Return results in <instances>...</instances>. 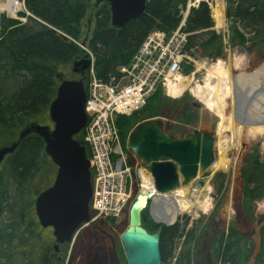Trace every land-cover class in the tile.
Segmentation results:
<instances>
[{
	"label": "trees",
	"instance_id": "16d2710c",
	"mask_svg": "<svg viewBox=\"0 0 264 264\" xmlns=\"http://www.w3.org/2000/svg\"><path fill=\"white\" fill-rule=\"evenodd\" d=\"M185 2L148 0L144 14L128 21L121 29L111 27L110 13L105 4L96 8L93 26L87 36V47L94 55L96 77L108 82L110 77L117 76L118 67L131 61L152 30L166 33L174 30L181 19L180 11ZM225 2L226 15L232 24V43L240 45L248 41L237 25L249 28L255 36L258 34L259 42L264 41V0ZM25 6L41 22L31 18L23 25L10 19L0 21V145L15 140L18 131L27 123L34 120L42 122V114L56 94L57 76L62 75L60 72L64 67L84 55L73 41L60 34L74 41L84 37L82 21L86 11L92 7L90 0H25ZM212 26L205 3L190 10L186 31L202 32L192 35L188 46L200 48L205 57L215 59L222 55L223 47L221 38L210 30ZM195 40L200 42L195 45ZM253 40L254 36L250 38V41ZM167 104L160 99V91L157 90L140 112L119 117L116 124L122 145L137 121L157 117ZM180 109L182 119L191 120L192 124L190 117L196 115L193 112L195 107L185 103ZM74 138L82 144L81 134ZM48 162L43 140L30 135L0 166V264H64V258L55 252L44 236L33 211L34 198L38 193L33 181L36 175L42 173L40 185L44 184V177L50 171ZM247 163L242 170V201L245 210L250 211L254 201L264 198V164L253 155ZM263 220L264 217L259 222ZM98 223L103 224L102 221ZM146 227L154 232L159 226H153V230L147 224ZM85 230L76 238L67 264H74L78 255L77 264H107L106 252L90 243L91 234ZM181 232L178 223L161 227L159 250L163 264L171 259L174 241ZM192 234L193 231L188 240L192 239ZM259 236V252L254 264H264V223ZM214 242L215 262L212 264H245L252 253V244L248 243V239L238 235L231 227L226 236L221 234ZM192 258V249L181 250L175 264H194Z\"/></svg>",
	"mask_w": 264,
	"mask_h": 264
},
{
	"label": "rangeland",
	"instance_id": "374dc122",
	"mask_svg": "<svg viewBox=\"0 0 264 264\" xmlns=\"http://www.w3.org/2000/svg\"><path fill=\"white\" fill-rule=\"evenodd\" d=\"M5 3L6 0H0V5H5ZM90 3L92 7L86 11L85 18L82 21L84 35L89 34L91 31L95 16V7H97L95 6V0H90ZM214 3H216V6L220 5L222 7L224 27L222 29L217 28L213 18L211 17L213 22L211 31L221 38L223 58H218L216 61H211L207 58H204L205 56L202 54V50L200 48H192L191 56L194 60V63H192L191 66H183L180 69L179 77L177 78L178 81H176L177 86L183 79L187 78L190 80L189 87L185 89V91L182 92L180 96L173 97L168 92L169 85L166 84L165 87L160 86V99L164 103L168 102V104L161 109L160 115L147 119L159 120L163 134L171 136L172 138H180L189 133L193 134L196 131L207 133L214 131L216 132L220 118H218L215 113L211 112L195 94L197 89H199L203 96L207 97L210 95V90H208L206 87L208 69L211 70L213 66L221 63L223 70H227V66L229 65V74L232 76L238 74L242 75L253 73V71L257 69L262 62H264V41L259 42L260 38L258 34L255 36L253 33H251L249 28H243L242 26L237 25L238 30L244 34L248 41L240 45L233 44L230 35V28L232 24L226 15V2L225 0H214ZM2 15L3 12H0V17ZM253 36L254 40L250 41V38ZM83 40L84 38H80L79 41ZM199 42V40H195V45H197ZM60 74H62V77H60L61 80L78 79L75 74L71 72V65L64 67ZM223 101L226 105L227 114L230 110V104H228L229 98L225 97V100ZM179 103L180 106L184 105L185 103H189L195 107L193 112L196 115H191L190 117L193 119L192 124L191 120L188 122L185 119H182V112L180 106L178 105ZM145 121L146 119H140L137 121V125ZM34 122L36 121L34 120ZM42 124L47 125L50 128L53 125L49 119L48 109H46L42 114L41 125ZM127 135L128 133L126 134V139ZM232 137V134L228 133L225 137H223V140L228 142V140ZM215 141L216 145L214 144L212 150L213 157L215 158L214 162L223 156V158L227 161V167L214 168V165H210L206 172L198 174L194 183L198 187L202 188V192L205 194V197L208 198L209 204L205 210L201 209L202 207H199L193 212L180 213L176 217L174 224L179 223L182 232L180 237L174 241L171 259H169V261L165 264H175L181 250L189 248L193 250L192 261H194V264H212L213 261L215 262L213 259L214 241L218 240L221 234H227V231L230 227L235 229L238 235L247 238L249 241L248 243L252 244V253L245 264H254L255 262V256L259 252V231L260 227L264 223V220L263 222H259L260 218L264 217V198L254 201L251 205L250 211L245 210L242 201V170L244 167H246V165H248L247 160L252 155L256 156L259 163L264 164V132L250 134L249 128L245 127L244 134L238 141V143L241 145L239 149L237 148L234 150L233 147L237 144L234 146H229L228 142L227 151L229 150V152L227 153L226 151V155L222 153L221 149L219 148L223 146H219V142H222V137L220 140L219 138H217V140L215 139L214 143ZM122 148L124 151H126L125 145H122ZM127 154L128 158H130L132 155L131 153ZM131 160L133 163H135L134 170L138 186L136 189H134V195L130 206L136 201V198L140 196L139 189L141 185H146L145 183L148 181L142 172L140 163H138V161L132 156ZM47 167H50V171L44 177V184L40 185L42 173L36 175L35 180L33 181V185L36 186L38 191H41L43 188H45L48 180L53 178V170H51L52 165L49 164V162ZM149 203L150 201L147 200V205L141 211L140 216H142L144 221H146V224L149 226V228L152 229L153 226L163 224L162 222L158 223L153 218L150 211L151 203L150 205ZM90 227L91 228L86 229L89 230V233L91 234L90 243L104 249L107 255V264H117V261H119V264H124L125 260L123 257L120 238L128 227V213L126 215L119 216V220H112L109 222L104 221L103 224L98 223L96 224V227ZM142 227H144V225H142ZM144 228L148 230L147 227ZM253 228L256 230V232L254 235H251V230ZM192 231L194 235L192 234V239L188 240V236L190 233H192ZM45 234L49 236L46 232ZM64 246H61L62 251L60 254V256L63 258L65 256ZM78 258L79 255L76 256L74 264H77Z\"/></svg>",
	"mask_w": 264,
	"mask_h": 264
},
{
	"label": "water",
	"instance_id": "95a60500",
	"mask_svg": "<svg viewBox=\"0 0 264 264\" xmlns=\"http://www.w3.org/2000/svg\"><path fill=\"white\" fill-rule=\"evenodd\" d=\"M146 1L95 0V6L105 3L111 27L121 29L128 21L144 14ZM90 63L85 55L73 63V73L83 75ZM85 99L82 80H62L49 106L52 129L36 122L28 123L19 131L16 141L0 147L1 163L23 139L34 134L43 140L46 155L57 166L53 184L35 200L36 217L43 228H52L55 250L58 244L71 242L77 230L90 222L89 161L84 146L74 139L87 122ZM161 128L159 120L136 124L127 136V148L140 160L142 172L151 178L155 190L168 193L194 182L198 174L212 165L216 132L196 131L172 138L164 135ZM146 201L147 197L140 195L131 205L128 227L120 238L126 264H161L160 229L149 233L142 227L140 213Z\"/></svg>",
	"mask_w": 264,
	"mask_h": 264
},
{
	"label": "built area",
	"instance_id": "2783aa9c",
	"mask_svg": "<svg viewBox=\"0 0 264 264\" xmlns=\"http://www.w3.org/2000/svg\"><path fill=\"white\" fill-rule=\"evenodd\" d=\"M12 2L7 13L26 22L30 14L22 0ZM200 1L188 0V6ZM25 15H19V12ZM190 33L184 30V20L171 33L150 32L141 43L129 66L119 69V77L102 82L90 70L85 112L88 116L83 142L90 152L93 171L92 221L121 215L133 194L131 168L119 144L115 118L140 109L159 85L175 83L181 65L191 61L185 48ZM145 190L152 189L146 187Z\"/></svg>",
	"mask_w": 264,
	"mask_h": 264
},
{
	"label": "bare ground",
	"instance_id": "6f19581e",
	"mask_svg": "<svg viewBox=\"0 0 264 264\" xmlns=\"http://www.w3.org/2000/svg\"><path fill=\"white\" fill-rule=\"evenodd\" d=\"M12 2H8L5 7L9 11ZM213 20L217 28H223L222 7L217 5L213 9ZM221 63L208 69V78L206 87L209 96H203L197 89L196 96L205 106L220 118L216 136L219 140L224 132L232 134V143L240 140L244 134L245 127L249 128L250 134L264 132V62L250 74H238L232 76L229 74V65L227 70H223ZM225 83H224V82ZM190 80L183 79L177 86L175 84L168 86V92L173 97H178L189 87ZM192 91V89H191ZM201 92V93H200ZM208 95V94H207ZM229 98L230 110L226 114V105L223 100ZM226 143L223 138L219 146ZM223 152L228 149V145L219 147ZM223 155V154H222ZM221 155V156H222ZM227 161L220 157L214 164V168H226ZM150 190H147L148 193ZM202 188L195 183L185 187H179L170 194L160 195L159 199L152 201V215L155 220L172 224L180 213L193 212L202 207L205 210L209 204L207 197L202 192Z\"/></svg>",
	"mask_w": 264,
	"mask_h": 264
},
{
	"label": "flooded vegetation",
	"instance_id": "af4514ba",
	"mask_svg": "<svg viewBox=\"0 0 264 264\" xmlns=\"http://www.w3.org/2000/svg\"><path fill=\"white\" fill-rule=\"evenodd\" d=\"M7 157L8 156H6V158H5V160L7 159ZM1 166V165H0ZM52 168H55V169H53V180H54V177H55V174H56V166H54V165H52ZM55 170V171H54ZM53 180H52V182H53ZM52 182H51V184H52ZM51 184H49V186L51 185ZM48 187V186H47ZM46 187V188H47ZM41 230V229H40ZM44 230H50V228H47V229H44ZM48 236H46V238H47ZM109 239H110V237H109ZM49 241H51V239H50V237H49V239H48ZM35 241V240H34ZM34 241L32 242V244H34Z\"/></svg>",
	"mask_w": 264,
	"mask_h": 264
}]
</instances>
